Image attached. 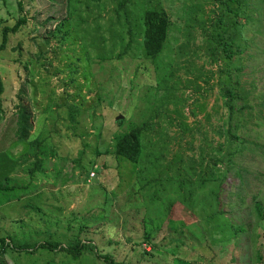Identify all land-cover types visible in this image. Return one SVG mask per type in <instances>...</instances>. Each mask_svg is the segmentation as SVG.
Segmentation results:
<instances>
[{
    "label": "rangeland",
    "instance_id": "rangeland-1",
    "mask_svg": "<svg viewBox=\"0 0 264 264\" xmlns=\"http://www.w3.org/2000/svg\"><path fill=\"white\" fill-rule=\"evenodd\" d=\"M249 1L253 18H241L246 24L239 72V54L225 59L222 47L210 49L219 47L220 40L216 31L207 30L216 27L225 9L215 0H161L170 23L163 51L151 59L130 54L98 58L95 48L85 43L95 31L88 32L85 42L81 39L87 24L76 30L67 17V0H0V43L2 29L25 18L0 51V153L16 159L27 152L29 146L19 140L15 127L21 108L30 115L28 137L52 145L46 174L31 175L30 163L25 171L11 174L16 183H35L38 189H28L19 201L0 203V235L15 232L19 243L69 242L76 235L94 244L78 258L60 251L11 248L4 256L7 264H264V221L257 220L250 201H225L238 183L230 171L224 172L226 151L237 146L226 141L229 131L264 146V0ZM109 7H94L101 31ZM237 77L250 88V113L230 114L225 104L223 88ZM167 85L173 96H167ZM156 122L155 129L168 141L157 172L161 178L140 186L139 169L116 157L114 145L128 129ZM246 152L244 157L233 152L232 158L250 167L256 189L253 177L257 170L264 173V148ZM0 161L7 163V156ZM94 163L98 168L92 177ZM208 168L222 182L207 181L205 190L195 189ZM213 184L219 188L217 207L225 211L221 220L208 219L202 231L193 226L201 217L199 210L188 211L185 192L194 188L201 200L198 207L215 214L202 196ZM29 202L35 203L33 210L23 206ZM74 215L83 218L77 222ZM225 218L247 230L222 241L229 233L215 223ZM98 253L110 254L114 262L98 258Z\"/></svg>",
    "mask_w": 264,
    "mask_h": 264
},
{
    "label": "trees",
    "instance_id": "trees-1",
    "mask_svg": "<svg viewBox=\"0 0 264 264\" xmlns=\"http://www.w3.org/2000/svg\"><path fill=\"white\" fill-rule=\"evenodd\" d=\"M215 1L225 9L222 14H218L215 22L216 27L213 25L212 29L207 30L212 32L216 31V35L220 40L218 41V46L220 48L211 45L210 49L221 50L222 47L225 59H231L235 54H239V63L236 68L240 72L242 68L240 54L243 51L240 40L244 37V25L246 24V22L244 23L241 21V18L245 17L248 18V20L253 18L250 13L252 8L251 3L249 0ZM67 2V17L76 30H79L78 28L82 23L87 24V28H85L84 32L80 33L81 39L85 42L86 36L89 34L88 32L95 31L93 38L85 43L87 46L95 48L98 58L111 59L114 56L121 58L126 54H130L134 57H148L151 59L156 58L166 45L165 40L170 20L165 8L162 6L161 0H67ZM107 5L110 6L106 10L108 19L105 30L101 31L99 28L101 24L99 21L101 18L99 17L100 13H95L94 7L103 10ZM232 5H236V8H233ZM20 6L22 7L21 2ZM83 12H85V14H83ZM223 14L232 15V17L225 18ZM23 22H25V18L21 17L13 26H7L2 29L3 36L2 42L0 43V51L7 45L8 34L15 33ZM89 22L93 23V25H90ZM220 31H222V33ZM225 32L227 36L224 38L223 34ZM247 40L249 41V39ZM211 54L215 57L218 56V53L213 51ZM2 86L0 77V93L2 92ZM165 89L169 91L167 96L172 95L170 94L172 92L170 85H167ZM249 89H246L241 84L240 77L236 78L233 85L223 88V95L226 98L225 104L230 114H234L237 111H239L240 114L251 112L253 106L249 103ZM238 98L240 99L239 105L236 103V99ZM246 108L248 109L245 111ZM161 113L163 112L156 111L158 115ZM16 116V134L19 140L26 141L29 147L27 148V152L22 153L16 159H12L5 153H0V157L4 159V157L6 158L7 156L8 159L7 163H1L2 161H0V197L6 200L0 201V203H8L11 202L10 200L12 199L19 201L28 189H31L33 192L38 189L35 183L30 185V187L16 183V180L11 177V174L21 168L25 171L26 169L24 167L26 163H30L29 173L31 175L36 171L40 174H46L47 167L44 163L49 159V149H51L52 146L48 143V140L43 142V140L35 139L36 137H28L32 125L29 122L30 115L25 109L21 108L20 112H16ZM168 117L171 118L170 115H168ZM13 118L16 117L14 116ZM119 121H123L122 118H120ZM156 125L157 122L150 124L144 123L143 125L132 127L128 129V131L123 132L117 138L114 145L113 154L116 157L128 159L139 169L137 173V182L140 186L143 182H151L161 178V172H157L162 169L161 164L164 158V151L167 150H165L164 147L168 144V141L162 135V132L160 134L158 130L155 129ZM165 128L168 127L165 126ZM152 130L154 132H151ZM193 132L194 131H191V133ZM166 135L168 134L165 133V136ZM5 141L6 139H3L1 142L4 143ZM226 141L232 143L236 141L237 146L235 149L229 147L226 151L228 153V163L227 169L224 172L230 171L238 180V183L236 184L235 190L229 192L228 200H225L223 197L222 199L225 201H233L234 199V201H238L241 204L250 201L251 209L255 213L257 220L264 221V196L261 195V187H264V173L260 170L256 171L253 178L257 180L258 187L254 189L249 179L252 174L250 167L243 166L241 162H235L232 158L233 152H237L239 157H244L247 153L246 151H248V154H254L263 150L264 146L261 145L260 142H252L251 138L248 136L244 135V137H242L235 135L233 130L229 131ZM106 152L107 151L104 150V153ZM181 158V160H183V157ZM91 167L94 169V171L92 170L94 175H96L95 170L98 168V165L94 163ZM194 172L195 171H192V174H194ZM217 175L218 173L212 169H206V172H204L197 181L198 187L195 189L205 190L207 188V181L208 185L211 181H214L216 184L221 183L223 177L221 181H217ZM219 176H223V174H219ZM187 184L192 185L190 182ZM195 189H189L188 192H185L186 199L184 201H186L188 211L193 210L197 213L199 210V216L201 218L198 223L193 222V226L203 231V228H206L205 224L213 217H215L213 220H221L225 210L222 207H217V203L220 201V199H218L219 188L214 186V184L213 187L203 193L202 196L211 204L210 207L214 209L216 215L208 211L205 212L204 207H198L199 201L201 200ZM34 204L35 203L29 202L23 206H34L31 209L33 210L35 208ZM82 218L83 217L74 215L72 219L79 222ZM225 220L226 221L222 223L216 222L215 226L219 230L229 233V235L224 240H218L230 242L233 238L239 237L242 231L247 230V227H245L243 223L237 225L233 224L231 219L225 218ZM11 248L28 253L35 252L39 249H45L51 252L60 251L63 254L71 255L72 258H78L83 249L87 251L94 249V244L90 240L87 241L76 235L69 242L49 239L33 241L32 243H19L16 242L15 232L8 231L6 232V236L0 235V264H7L4 256ZM96 255L100 259L104 257L108 262H114L110 254L101 255L98 253ZM257 258L260 259L261 256L258 255Z\"/></svg>",
    "mask_w": 264,
    "mask_h": 264
},
{
    "label": "built area",
    "instance_id": "built-area-1",
    "mask_svg": "<svg viewBox=\"0 0 264 264\" xmlns=\"http://www.w3.org/2000/svg\"><path fill=\"white\" fill-rule=\"evenodd\" d=\"M92 176H94V172H92Z\"/></svg>",
    "mask_w": 264,
    "mask_h": 264
},
{
    "label": "clouds",
    "instance_id": "clouds-1",
    "mask_svg": "<svg viewBox=\"0 0 264 264\" xmlns=\"http://www.w3.org/2000/svg\"><path fill=\"white\" fill-rule=\"evenodd\" d=\"M93 177V176H92Z\"/></svg>",
    "mask_w": 264,
    "mask_h": 264
}]
</instances>
